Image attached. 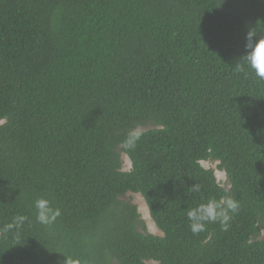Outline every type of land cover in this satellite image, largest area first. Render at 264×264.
<instances>
[{
	"label": "trees",
	"instance_id": "16d2710c",
	"mask_svg": "<svg viewBox=\"0 0 264 264\" xmlns=\"http://www.w3.org/2000/svg\"><path fill=\"white\" fill-rule=\"evenodd\" d=\"M257 25L264 0H0V229L27 217L0 264H264V80L234 67ZM221 196L239 201L228 230L193 235L186 210Z\"/></svg>",
	"mask_w": 264,
	"mask_h": 264
},
{
	"label": "clouds",
	"instance_id": "9594fccd",
	"mask_svg": "<svg viewBox=\"0 0 264 264\" xmlns=\"http://www.w3.org/2000/svg\"><path fill=\"white\" fill-rule=\"evenodd\" d=\"M246 50L247 54L235 64L237 71H244L245 67L255 74L256 77L264 80V28L257 27L250 28L246 34ZM241 61L245 63H241ZM7 122V118H0V125ZM142 133H137L135 136H130L123 143L126 150L135 148L136 141L140 139ZM195 163L204 171H212L213 177L220 188H225L228 184V174L226 169L219 168L222 163L220 160L215 161L213 165L211 158H198ZM126 170L131 171L133 163L131 157L128 156L126 160ZM124 170V169H122ZM230 187V185H228ZM192 191L199 192L200 185L195 184ZM36 221L42 225H50L56 222L61 216V210L58 207H53L50 200L46 198H39L34 201ZM239 209V201L230 196H221L219 199L212 197L207 202L200 203L196 207L187 209V218L190 221L189 227L193 235H199L206 231V226L209 223H219L223 231L229 228V221L231 220L230 213H236ZM137 214L141 220L145 221L148 232L152 235L160 233L155 220L152 217L151 205L147 201H142L137 206ZM27 217L23 215H16L12 217L11 222L5 224L0 232H8L13 229L17 231L23 227ZM162 234V233H160ZM251 243V241H249ZM66 259L64 264H81L78 258H73L69 255H63Z\"/></svg>",
	"mask_w": 264,
	"mask_h": 264
},
{
	"label": "rangeland",
	"instance_id": "374dc122",
	"mask_svg": "<svg viewBox=\"0 0 264 264\" xmlns=\"http://www.w3.org/2000/svg\"><path fill=\"white\" fill-rule=\"evenodd\" d=\"M153 128H154L153 126L149 125L145 128H140L139 132L151 130ZM126 160H127V156L123 155L122 156V167H123L124 171H127L126 170V167H127ZM212 163H213V165H215V162H212ZM121 199L125 200V201L132 202L136 206H138L142 201H145L139 194H131V193L126 195L125 197H122ZM160 233H162V232L160 231ZM160 233H158L156 236H163V234H160ZM259 239L264 240V230L261 232V236ZM147 264H156V263L151 261V262H148Z\"/></svg>",
	"mask_w": 264,
	"mask_h": 264
}]
</instances>
